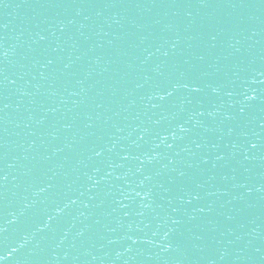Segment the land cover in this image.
<instances>
[{
    "label": "water",
    "instance_id": "1",
    "mask_svg": "<svg viewBox=\"0 0 264 264\" xmlns=\"http://www.w3.org/2000/svg\"><path fill=\"white\" fill-rule=\"evenodd\" d=\"M0 73V264H264V0H0Z\"/></svg>",
    "mask_w": 264,
    "mask_h": 264
},
{
    "label": "snow or ice",
    "instance_id": "2",
    "mask_svg": "<svg viewBox=\"0 0 264 264\" xmlns=\"http://www.w3.org/2000/svg\"><path fill=\"white\" fill-rule=\"evenodd\" d=\"M0 75H2V73H0ZM4 79L6 80L7 79V77H4ZM185 87H188V85H184ZM193 92H199L200 91V88L199 87H194V88H192L191 89ZM213 91H216V89H213ZM169 95H171V93H168ZM182 131H183V128L181 129ZM169 147H171V145H169ZM251 147L252 148H256L257 147V145L256 144H251ZM96 155H100V153L99 152H97L96 153ZM125 159H127V157H124Z\"/></svg>",
    "mask_w": 264,
    "mask_h": 264
}]
</instances>
